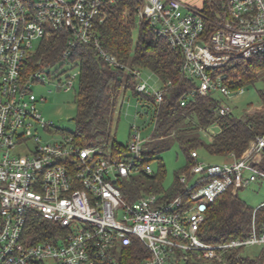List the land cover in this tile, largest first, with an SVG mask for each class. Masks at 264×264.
Listing matches in <instances>:
<instances>
[{
	"label": "built area",
	"instance_id": "2783aa9c",
	"mask_svg": "<svg viewBox=\"0 0 264 264\" xmlns=\"http://www.w3.org/2000/svg\"><path fill=\"white\" fill-rule=\"evenodd\" d=\"M140 1L141 21L183 54L182 75L194 83L193 94L221 97V115L232 114L227 101L245 92L236 62L264 57V0H225L211 16L181 0ZM111 4L114 0H0V264H132L133 247L140 258L134 264H196L223 262L233 249L264 246V226L259 233L255 223L247 239L208 244L199 237L211 204L264 179L251 163L264 149V137L223 164L200 163L193 151L190 177L180 178L184 194L165 201L164 194L151 193L128 202L121 183L155 174L145 165L141 128L132 126L127 151L118 158L111 146L82 147L73 135L57 134L43 117L38 105L46 100L33 86L47 83L54 66L39 61L30 70L28 64L38 49L34 42L40 46L62 32L65 50L57 64L71 66L80 47L93 46L108 64L137 79L138 93L155 97V105L140 103L156 125L170 84L152 89L140 70L121 64L102 44L96 26ZM78 79V72L69 74L60 86L69 92ZM40 129L51 136L44 145ZM23 148L24 154L18 152ZM33 211L63 234L32 242L26 231Z\"/></svg>",
	"mask_w": 264,
	"mask_h": 264
},
{
	"label": "trees",
	"instance_id": "16d2710c",
	"mask_svg": "<svg viewBox=\"0 0 264 264\" xmlns=\"http://www.w3.org/2000/svg\"><path fill=\"white\" fill-rule=\"evenodd\" d=\"M224 1L203 0V12L214 15ZM141 6L140 0H114V4L105 8L104 22L96 26L102 44L121 64L140 71L149 70L159 78L162 86L170 84L153 136L145 144V165L158 160L159 172L153 176H133L123 181L120 188L128 202H135L151 193L164 194V200L171 201L184 194L180 178L182 175L190 177L195 164L191 159L193 151L203 149L209 155L222 159L241 158L253 142L264 137V109L241 117L233 113L221 115V97L215 94H193L194 83L182 75L183 54L176 51L167 39L157 35L150 23L140 22L139 36L134 41L133 31ZM64 50L65 34L54 32L49 39L41 42L28 64L30 70H35L39 61L55 66ZM70 65L80 69L79 88L76 90V132L71 135L76 144L82 147L111 146L114 156L120 158L126 153L127 145L119 144L113 138V126L121 98L130 91L145 105H155V97L138 93L137 79L125 69L108 64L93 46L80 47L72 56ZM236 68L241 88L253 87L264 81V57L237 61ZM190 93L193 97H190ZM258 93L264 107V88ZM185 97L188 101L182 106ZM148 115L151 117L152 113ZM213 127H218L220 132L206 135ZM173 145H178L186 155L187 165L181 174H176L173 185L165 189L163 182L166 170L161 155ZM259 155L251 163L264 172V149ZM149 181H153V185H148ZM254 223L260 233L264 226V205L256 211V208L240 199L238 192H228L209 206L199 237L208 244L247 239L253 232ZM62 231L37 211L29 215L26 233L32 242H50L63 234ZM250 248L257 250L246 252ZM128 250L132 255V264L138 262L140 258L132 253L136 249L133 247ZM196 264H264V246L233 249L225 253L223 262L199 261Z\"/></svg>",
	"mask_w": 264,
	"mask_h": 264
},
{
	"label": "rangeland",
	"instance_id": "374dc122",
	"mask_svg": "<svg viewBox=\"0 0 264 264\" xmlns=\"http://www.w3.org/2000/svg\"><path fill=\"white\" fill-rule=\"evenodd\" d=\"M190 1H192V3L201 2V0H181L186 6H188ZM201 6L202 5L197 8L201 9ZM208 15L211 16V14ZM140 22V17H137L136 27L133 31L134 41H137L139 36ZM38 46L39 42H34V50H36ZM51 72V77H49L47 83L33 86L35 95L38 98L46 100L38 105V109L41 111L45 120L52 122L57 134H74L76 132L75 119L78 110L76 100V90L79 88L78 81L75 89L69 92L61 88L62 86L60 85L66 82V78L69 74L80 73V69L71 67L67 64H56ZM141 75L143 81H147L152 89L159 90L161 88L159 78L149 70H142ZM263 88L264 81H260L257 85L246 88L243 94L237 95L227 101V104L233 109V114L237 117H241L245 114H254L262 111L264 107L262 106L258 91ZM152 89H150V91H152ZM123 99L124 97L121 98L117 108L118 111L115 114L113 138H115L119 144L127 145L131 140L132 126L136 124L141 128V138L147 143L153 136L156 126L155 123L152 121L150 115L145 113V109L141 106L139 99L134 96L133 93L128 91L124 103ZM219 132L220 129L218 127H213L206 135H214ZM39 134L41 136V144L44 145L51 140L50 133L45 132L43 129H40ZM55 136L59 137V135ZM208 136L206 137L208 138ZM35 143V141H30L29 147L34 149ZM18 152L24 154L25 148H23L22 151L18 150ZM197 152L199 155V162L203 164H223L224 162L232 160L231 158L222 159L220 157L211 156L203 149H199ZM259 156V154L256 156L254 155L252 159H257ZM161 158L163 159L166 170L163 185L165 189H169L175 181L176 174H181L187 165V157L180 150L178 145H173L171 149L161 155ZM151 167L155 173H158L160 168L159 161H152ZM149 182L150 184L148 185H153V181ZM238 195L240 199L245 201L249 206L257 208L264 203V179H261L257 183H253L245 189L239 190ZM256 250L257 248H250L247 249L246 252L252 253Z\"/></svg>",
	"mask_w": 264,
	"mask_h": 264
},
{
	"label": "crops",
	"instance_id": "0c3cea01",
	"mask_svg": "<svg viewBox=\"0 0 264 264\" xmlns=\"http://www.w3.org/2000/svg\"><path fill=\"white\" fill-rule=\"evenodd\" d=\"M188 3V2H187ZM200 5H202L201 6V9L203 8V0H201V2L200 3H192V1H190L189 3H188V7H192V8H196V9H198L197 7H199ZM124 100H125V97H124V99H123V103H124ZM122 106H123V104H122ZM264 203H262L261 205H259L258 207H260V206H262Z\"/></svg>",
	"mask_w": 264,
	"mask_h": 264
}]
</instances>
